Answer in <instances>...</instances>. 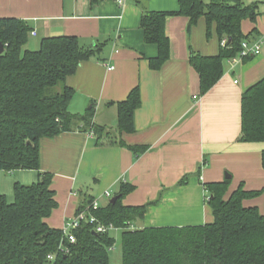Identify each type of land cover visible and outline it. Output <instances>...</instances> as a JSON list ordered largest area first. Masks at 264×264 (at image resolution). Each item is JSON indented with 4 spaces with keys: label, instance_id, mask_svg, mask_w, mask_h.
I'll use <instances>...</instances> for the list:
<instances>
[{
    "label": "crops",
    "instance_id": "obj_1",
    "mask_svg": "<svg viewBox=\"0 0 264 264\" xmlns=\"http://www.w3.org/2000/svg\"><path fill=\"white\" fill-rule=\"evenodd\" d=\"M138 1L92 5L91 0H0V18L23 19L31 27L24 49L38 50L45 37L73 35L83 48L95 52L66 79L74 89L69 111L83 115L93 110L94 123L105 126L112 136L100 140L93 132L74 129L41 140L40 170L54 175L58 201L47 219L54 228L63 229L86 198L107 205L121 183L135 187L124 197L125 205H144L161 197L136 227L212 221L207 182L229 181L227 195L242 183L248 190L264 187V142L244 141L242 131L243 94L264 78V0H242L258 4L256 21L244 20L242 30L252 43L262 41L261 53L236 63L225 61L223 76L204 95L190 59L193 52L219 53L215 27L208 38L205 18L189 29L186 16H168L170 58L162 68L152 69L150 59L158 55V47L144 40L143 11H177L179 1ZM136 86L142 97L136 130L118 134L116 103ZM142 145L148 149L139 156L129 148ZM187 175V183L180 185ZM38 179L34 169L1 171L0 188L12 202L16 182L31 184ZM244 204L257 206L264 214V193Z\"/></svg>",
    "mask_w": 264,
    "mask_h": 264
},
{
    "label": "trees",
    "instance_id": "obj_2",
    "mask_svg": "<svg viewBox=\"0 0 264 264\" xmlns=\"http://www.w3.org/2000/svg\"><path fill=\"white\" fill-rule=\"evenodd\" d=\"M101 1L91 0V4ZM178 1L177 11H143L140 27L144 40L158 47L150 67L158 70L170 58V40L165 32L168 16H186L189 29L205 18L207 37L215 27L220 42L227 39V44L221 45L216 55L192 53L190 61L200 75V94L204 95L223 76L225 61L243 50L250 34L243 32L242 23L246 19L256 21L258 4L247 5L242 0ZM30 32L23 19L0 18V41L4 45L0 54V172L39 171L37 182L14 184L12 202L0 188V264H49L52 253L56 256L51 264H111L114 239L110 232H96V224L84 221L75 230L76 242L71 243L62 229L48 224L58 201L52 187L54 175L40 170L43 138L74 129L93 132L100 140L112 136L105 126L94 123L93 110L83 115L69 111L74 89L66 79L95 52L83 48L73 35L45 37L38 50L24 49ZM116 104V132H134L135 114L142 105L139 86ZM242 131L244 141L264 142V78L243 94ZM129 148L139 156L148 146ZM188 179L189 175L183 177L179 184ZM229 186L227 180L205 184L213 220L200 225L136 227L134 223L143 220L161 197L144 205H125L124 197L135 189L130 183H121L116 202L110 200L90 213L101 223L122 230V264H264V214L257 206L244 204L263 194L264 187L248 190L242 183L227 195ZM93 201L86 198L77 213Z\"/></svg>",
    "mask_w": 264,
    "mask_h": 264
},
{
    "label": "built area",
    "instance_id": "obj_3",
    "mask_svg": "<svg viewBox=\"0 0 264 264\" xmlns=\"http://www.w3.org/2000/svg\"><path fill=\"white\" fill-rule=\"evenodd\" d=\"M121 3L123 0H119ZM227 44V39H223L221 41V45L225 46ZM262 49V41H257L255 43H252L249 40H246L243 42V50L241 53L234 58L229 59V63H236L238 60H242L246 57L252 56V55H258L261 53ZM114 67H111L113 69ZM238 81L236 80L235 83ZM107 197H111V193L107 191L105 193ZM100 207V204L97 200H94L93 203L88 206L85 210L78 212L76 215H74L72 218H69L66 220L65 226L62 229L65 237L71 242L75 243L76 242V235H75V230L81 227L82 222L87 221L90 223L96 224L95 231L99 233H106L110 232L111 229L117 228L114 224H104L101 223L96 216L90 213V211L96 210ZM135 226L132 225L131 228H134ZM63 251L62 249H60ZM64 252V251H63ZM56 254H50L48 255V262L51 264L55 260Z\"/></svg>",
    "mask_w": 264,
    "mask_h": 264
},
{
    "label": "rangeland",
    "instance_id": "obj_4",
    "mask_svg": "<svg viewBox=\"0 0 264 264\" xmlns=\"http://www.w3.org/2000/svg\"><path fill=\"white\" fill-rule=\"evenodd\" d=\"M210 1V0H206ZM243 2V1H242ZM73 217V216H72ZM71 217V218H72ZM141 220H138L134 223L135 226L140 225ZM110 235L114 239V243L110 252L111 264H122V230L119 228H113L110 230Z\"/></svg>",
    "mask_w": 264,
    "mask_h": 264
},
{
    "label": "water",
    "instance_id": "obj_5",
    "mask_svg": "<svg viewBox=\"0 0 264 264\" xmlns=\"http://www.w3.org/2000/svg\"><path fill=\"white\" fill-rule=\"evenodd\" d=\"M3 51H4V45L0 41V54L3 53ZM117 199H118V197L115 196V197L112 198L111 202L114 203V202H116Z\"/></svg>",
    "mask_w": 264,
    "mask_h": 264
}]
</instances>
